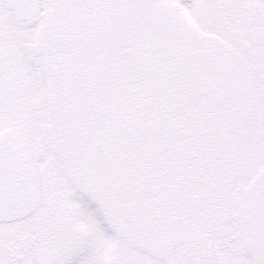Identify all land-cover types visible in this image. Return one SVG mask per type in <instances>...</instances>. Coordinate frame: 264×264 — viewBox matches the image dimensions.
Returning <instances> with one entry per match:
<instances>
[{
	"label": "snow or ice",
	"instance_id": "6c2138e0",
	"mask_svg": "<svg viewBox=\"0 0 264 264\" xmlns=\"http://www.w3.org/2000/svg\"><path fill=\"white\" fill-rule=\"evenodd\" d=\"M0 264H264V0H0Z\"/></svg>",
	"mask_w": 264,
	"mask_h": 264
}]
</instances>
